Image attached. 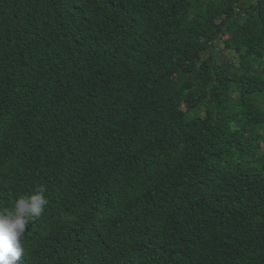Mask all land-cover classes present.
<instances>
[{"label":"trees","instance_id":"obj_1","mask_svg":"<svg viewBox=\"0 0 264 264\" xmlns=\"http://www.w3.org/2000/svg\"><path fill=\"white\" fill-rule=\"evenodd\" d=\"M41 184L17 264H264V0H0V206Z\"/></svg>","mask_w":264,"mask_h":264},{"label":"clouds","instance_id":"obj_2","mask_svg":"<svg viewBox=\"0 0 264 264\" xmlns=\"http://www.w3.org/2000/svg\"><path fill=\"white\" fill-rule=\"evenodd\" d=\"M48 188L38 185L28 194H19L12 206H0V264H17L26 252V226L39 218L49 203Z\"/></svg>","mask_w":264,"mask_h":264},{"label":"rangeland","instance_id":"obj_3","mask_svg":"<svg viewBox=\"0 0 264 264\" xmlns=\"http://www.w3.org/2000/svg\"><path fill=\"white\" fill-rule=\"evenodd\" d=\"M223 48H224L223 41L217 42V44H216V53L220 54L222 52ZM223 54H224V56L226 55V53H223Z\"/></svg>","mask_w":264,"mask_h":264}]
</instances>
